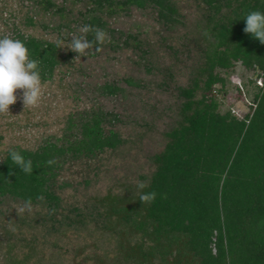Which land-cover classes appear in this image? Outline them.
Segmentation results:
<instances>
[{"label": "trees", "instance_id": "1", "mask_svg": "<svg viewBox=\"0 0 264 264\" xmlns=\"http://www.w3.org/2000/svg\"><path fill=\"white\" fill-rule=\"evenodd\" d=\"M29 1L41 12L65 17L53 0ZM80 1L87 6L77 20L80 28L92 25L106 32L101 14L112 17L130 7L154 8L166 29L177 21L171 0ZM199 3L206 11L204 61L190 84L177 89L180 120L166 133L164 149L153 158L155 171L147 187L137 194L108 193L97 200L100 230L116 237L117 253L125 264H264V44L243 31L250 12L264 13V0ZM33 18L27 15L24 26L34 27ZM61 28L71 31L69 22L53 30ZM11 31L10 38L22 41L30 59L39 61L41 83L51 80L61 61L59 42L25 35L14 25ZM84 35L98 49L94 32ZM121 43L140 49L131 35ZM234 62L258 71L263 80L242 118L220 114L213 99L215 85L224 83L215 69H229ZM127 83L132 85L130 80ZM99 91L104 96L122 92L115 84H104ZM114 122L115 115L90 110L70 116L60 137L44 140L35 150H9L0 160V203L10 197L43 207L42 220L50 223L51 232L60 231L65 220L68 227L82 224L84 216L78 208H74L78 220L56 218L61 201L57 189L66 185H58V177L65 165L94 160L121 146L120 134L108 128ZM12 151L32 161V174L12 162ZM150 192L156 193L155 200L142 204L140 195Z\"/></svg>", "mask_w": 264, "mask_h": 264}, {"label": "rangeland", "instance_id": "2", "mask_svg": "<svg viewBox=\"0 0 264 264\" xmlns=\"http://www.w3.org/2000/svg\"><path fill=\"white\" fill-rule=\"evenodd\" d=\"M200 1L171 0L177 12L171 29L165 28L152 7H130L112 17L102 13L110 42L106 38L87 57L75 59L77 53L61 46L68 45L73 35L83 34L77 23L87 7L83 1L53 0L64 9L65 17L60 18L39 11L29 0H0V39L10 38L14 25L25 35L59 42L61 54L51 80L41 83L38 106L24 107L18 89L10 114L0 115V160L15 147L35 150L44 140L60 137L70 116L90 110L115 115L117 122L108 128L124 140L115 151L94 160L65 165L59 175L58 185H66L57 189L61 201L56 218L78 220L74 211L78 208L84 216L82 224L68 227L63 220L60 231L51 232L50 223L42 220L43 207L3 198L0 264H125L117 253L116 237L100 230L97 200L108 193L137 194V183L147 184L155 171L153 158L164 149L166 133L180 120L177 89L190 84L204 61L206 11ZM27 15L34 17V27L24 26ZM67 22L71 31L53 30ZM126 35L136 37L140 49L121 45ZM215 73L224 80L223 85H215L217 112L242 118L256 86L263 83L259 72L234 62ZM104 84H115L122 92L104 96L99 91ZM200 95L198 91L196 97Z\"/></svg>", "mask_w": 264, "mask_h": 264}, {"label": "clouds", "instance_id": "3", "mask_svg": "<svg viewBox=\"0 0 264 264\" xmlns=\"http://www.w3.org/2000/svg\"><path fill=\"white\" fill-rule=\"evenodd\" d=\"M246 26L243 29L245 33L251 34L255 39L264 44V13L252 11L245 18ZM79 31L87 34L94 32L96 43L103 44L106 38L110 42L107 33L98 27L84 25ZM78 55L75 59L88 55L89 50H93L95 45L84 36L73 35L71 41L66 46ZM39 61L32 60L29 57V50L24 43L18 39L4 37L0 39V115L10 114V106L17 102L18 96L16 91L22 90V103L24 107L38 106L41 97V78L38 70ZM13 163L25 174H32V161L25 158L16 151L10 153ZM49 163H52L49 161ZM147 185L139 181L138 189H144ZM156 198L155 192L142 193L139 201L151 203ZM42 199V197H38ZM27 207V205H26Z\"/></svg>", "mask_w": 264, "mask_h": 264}]
</instances>
